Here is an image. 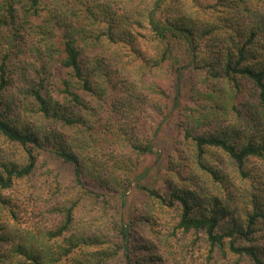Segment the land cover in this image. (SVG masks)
<instances>
[{"label": "trees", "instance_id": "16d2710c", "mask_svg": "<svg viewBox=\"0 0 264 264\" xmlns=\"http://www.w3.org/2000/svg\"><path fill=\"white\" fill-rule=\"evenodd\" d=\"M258 1L0 0V142L18 145L26 156L19 164L0 146V264H105L109 257L116 264H195L197 241L204 243L198 264H264ZM147 41L160 58L141 45ZM173 44L186 51L184 63ZM162 62L164 77L155 72ZM58 66L64 75L57 77V95L47 85ZM147 112L148 126L140 122ZM89 115L94 122L106 115L112 129L105 159L83 158L75 149L91 130ZM42 151L70 163L73 186L91 205L101 204L109 257L78 252L96 239L75 225L77 201L55 209L60 218L44 231L60 240L54 248L24 233L21 224L31 220L40 234L54 212V193L44 203L31 193L12 202L5 191L31 178ZM163 161L179 175L177 182L167 179L164 193L143 181L165 169ZM52 177L56 191L60 179ZM135 192L152 201L131 207ZM111 198L120 208L114 213Z\"/></svg>", "mask_w": 264, "mask_h": 264}, {"label": "rangeland", "instance_id": "374dc122", "mask_svg": "<svg viewBox=\"0 0 264 264\" xmlns=\"http://www.w3.org/2000/svg\"><path fill=\"white\" fill-rule=\"evenodd\" d=\"M139 2L144 3V1L147 0H138ZM257 3L259 4V7L264 11V0H259ZM146 15H144V21L146 22ZM33 24H39L41 22L40 18H34ZM35 36H31L30 39L27 41V44H31L33 40H35ZM60 35L59 32L54 37V40L56 42V47L58 49H61L62 44L60 43ZM153 39V38H151ZM143 41V40H142ZM148 42V44H147ZM142 42L141 45H144L146 49H148L154 57L160 58V54L155 53V50H157V46L154 43H151L152 41ZM221 45V44H220ZM174 53L178 56L180 63H184L186 61L187 53L185 50H183L181 47H179L177 44H173ZM111 49V48H110ZM128 49V48H126ZM161 67V68H160ZM160 68V69H158ZM167 65L162 62L160 65L155 67V72L157 75H162L163 73H166ZM64 69L60 68L59 66L53 69V78L49 77L48 80V87H50L53 91V93L57 94V91L60 89V79H57L59 75L63 74ZM194 72V71H193ZM195 74V72H194ZM185 76V75H184ZM160 77H164L163 75ZM189 81V78H188ZM185 82V81H184ZM50 89V90H51ZM111 90V89H110ZM108 91L109 95L107 99H112L115 95V93L112 91ZM91 120V130L86 135V137L79 136V139H82L83 145H77V148L75 149L81 154L83 158L90 157L91 159H105L109 156L110 151V145L109 141L111 139V133L112 129L107 127L105 125L106 123V115H103L101 118L96 120L95 122L92 121V116H88ZM150 117V113L147 112V116H141L140 122L142 125L148 126L149 122L148 119ZM153 117V116H152ZM152 135V133H151ZM163 134L161 135L162 138ZM163 140L158 141L154 144L153 149L157 150L160 149L161 144ZM6 146L9 153L12 155L11 159L18 162L19 164L25 163V152L22 148H20L18 145L13 143H1L0 146ZM1 155V153H0ZM142 164H144V158H140ZM96 161V160H93ZM113 160H110V163ZM176 163V159L174 161ZM36 167L34 169V174L31 175V178L25 180L23 179H17L14 182V185L11 189H8L5 191V194L10 197L12 202H18L19 199L23 197L24 193H31L33 197H38L42 199L43 203L46 201L44 199V195H48L50 193H54V197L50 198V203H53V206L51 207L52 211L54 209V212L48 213L47 216H49V219L47 220V223L44 222L41 225V232L40 234H35L31 226L33 221L26 220L21 224L22 227H25L24 229H27L24 231V233L27 234V236L30 238L31 243L35 245H39L41 247L47 246L48 249L54 248L55 245H58L60 240H51L46 236L44 231L49 227L52 226L53 221H58L60 218V215L57 213V210L62 209L64 210V206H69L72 203H76L77 205L74 208L73 211L76 215V224L79 228V231H81L85 228L88 229V236L90 235L92 239H96V243H90L87 245V248L84 250V252L80 251L78 249V252H80L81 255H83L85 258L92 259L95 256H97L98 253H104L107 257H109L110 250L108 246V243L104 242L103 240L105 238H108L111 236V234H108L107 231H110L108 223L104 224L102 221V215H104V210L101 209V204L99 205H91V197L88 196L86 193H84L79 188L73 186L74 182L72 180L73 178V168L70 163L63 162L61 159H59L57 156L52 155L51 153H48L46 151H42L40 154H38V158L36 161ZM163 167V170L159 173H156L155 171L150 172L146 178H144V183L147 184L150 187L158 189L160 192H166L167 189V179L172 177V180L177 182L178 181V173L176 171H173V169H168L169 163H165L164 161L161 163ZM153 166V165H152ZM0 166V170H1ZM56 174V177L60 179V184L58 185V190L54 191V186L56 183L53 181L52 175ZM232 177L233 173H232ZM170 182V180H169ZM131 190V188H130ZM129 190V191H130ZM127 192V194L129 193ZM41 194L43 196H41ZM152 200L147 199L146 193L143 192H135L134 198L131 203V207H143L146 202L147 204L150 203ZM109 206V211L111 213H114L118 209V202L117 199L111 198L110 202L107 203ZM23 207V206H22ZM34 206H29V210L33 208ZM153 208L158 212V209H156V206L153 205ZM50 209V208H49ZM48 210V209H47ZM45 210V212L47 211ZM49 211V212H50ZM54 219V220H52ZM98 232V233H96ZM32 235H35L34 237ZM101 241V243H100ZM107 247V248H106ZM204 249V243H200L197 241V246L194 247V253L192 252V260L195 264L199 263V260L201 261V252ZM53 251V250H50ZM105 264H116L113 262V259L111 257L107 258ZM213 264H221L220 262H214Z\"/></svg>", "mask_w": 264, "mask_h": 264}]
</instances>
